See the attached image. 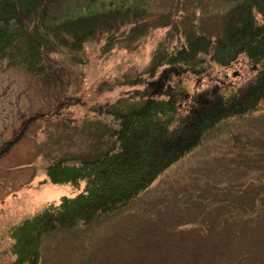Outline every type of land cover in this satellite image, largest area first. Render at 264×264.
<instances>
[{"label":"rangeland","instance_id":"rangeland-1","mask_svg":"<svg viewBox=\"0 0 264 264\" xmlns=\"http://www.w3.org/2000/svg\"><path fill=\"white\" fill-rule=\"evenodd\" d=\"M132 2L137 24L111 40L99 33L79 53L48 54L41 75L0 61V264L15 260L12 227L84 186L53 184L47 166L113 149L111 112L155 88L183 93L181 110L195 113L255 78L258 66L244 55L227 67L204 56L199 74L152 65L189 31L218 37L232 0ZM38 264H264V101L223 120L120 210L45 235Z\"/></svg>","mask_w":264,"mask_h":264},{"label":"trees","instance_id":"trees-1","mask_svg":"<svg viewBox=\"0 0 264 264\" xmlns=\"http://www.w3.org/2000/svg\"><path fill=\"white\" fill-rule=\"evenodd\" d=\"M0 0V61L33 75L45 72L48 54L82 51L99 33L111 40L128 24H137L138 8L127 0ZM116 1H121L117 6ZM129 1V0H128ZM221 34L185 33V43L154 58L161 65L196 73L210 62L227 67L244 55L258 66L253 81L231 96H213L197 110L184 113L183 93L155 88L133 108L113 111V149L82 161L57 159L47 166L53 184L81 188L63 196L10 229L11 264H38L43 237L61 228L89 224L126 206L172 164L199 146L226 119L256 111L264 101V0H232ZM260 16V18L258 17ZM152 71V70H151ZM168 95V98L160 97ZM101 109L99 110V112Z\"/></svg>","mask_w":264,"mask_h":264}]
</instances>
